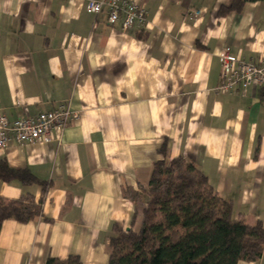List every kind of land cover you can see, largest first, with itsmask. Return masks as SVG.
Segmentation results:
<instances>
[{"label":"crops","instance_id":"obj_1","mask_svg":"<svg viewBox=\"0 0 264 264\" xmlns=\"http://www.w3.org/2000/svg\"><path fill=\"white\" fill-rule=\"evenodd\" d=\"M134 1L146 24L123 32L82 0H0V115L59 105L79 114L51 144L10 141L0 155L41 184L0 183V201L42 199L34 221L2 224L0 264L70 256L107 264L114 228L140 226L143 205L124 189L147 184L164 142L168 158L193 163L235 218L264 227V84L243 97L217 91L223 48L264 64V0L239 11L233 0ZM238 264H264V255Z\"/></svg>","mask_w":264,"mask_h":264},{"label":"trees","instance_id":"obj_2","mask_svg":"<svg viewBox=\"0 0 264 264\" xmlns=\"http://www.w3.org/2000/svg\"><path fill=\"white\" fill-rule=\"evenodd\" d=\"M261 1L233 0L230 9L239 11L247 3ZM259 95L264 101V88ZM158 154L162 159L152 165L147 184L136 191L124 189V198L133 205H143L140 226L138 231L114 228L106 242L107 264H238L260 260L264 255L262 221L249 223L240 215L235 218L231 202L208 185L193 163L181 157L168 158L165 142ZM11 182L41 185L28 171L12 168L0 159V183ZM41 201L27 196L0 201V229L5 221H34L40 216ZM160 213L165 218L157 221ZM178 226L189 232L180 236ZM44 264L81 262L70 256L47 258Z\"/></svg>","mask_w":264,"mask_h":264},{"label":"built area","instance_id":"obj_3","mask_svg":"<svg viewBox=\"0 0 264 264\" xmlns=\"http://www.w3.org/2000/svg\"><path fill=\"white\" fill-rule=\"evenodd\" d=\"M82 4L84 11L93 15H98L105 8L107 24H119L123 32L141 29L146 24V11L134 0H82ZM219 58V93L236 90L243 97L249 86L264 84L263 62L240 61L227 48L220 51ZM78 120L79 114L64 105L37 116L23 114L14 120L0 115V155H4L10 141L20 147L51 144L55 132L62 133Z\"/></svg>","mask_w":264,"mask_h":264},{"label":"rangeland","instance_id":"obj_4","mask_svg":"<svg viewBox=\"0 0 264 264\" xmlns=\"http://www.w3.org/2000/svg\"><path fill=\"white\" fill-rule=\"evenodd\" d=\"M164 216H165V214L161 218H164ZM177 231H178L180 236H184L187 232H189L188 230L184 229L182 226H179L177 228Z\"/></svg>","mask_w":264,"mask_h":264},{"label":"water","instance_id":"obj_5","mask_svg":"<svg viewBox=\"0 0 264 264\" xmlns=\"http://www.w3.org/2000/svg\"><path fill=\"white\" fill-rule=\"evenodd\" d=\"M128 230V229H127Z\"/></svg>","mask_w":264,"mask_h":264}]
</instances>
